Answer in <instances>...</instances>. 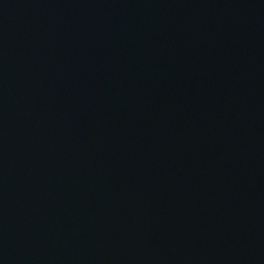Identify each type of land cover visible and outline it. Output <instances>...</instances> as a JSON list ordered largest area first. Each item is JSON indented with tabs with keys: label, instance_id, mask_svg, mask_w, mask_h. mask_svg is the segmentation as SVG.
I'll return each mask as SVG.
<instances>
[{
	"label": "water",
	"instance_id": "water-1",
	"mask_svg": "<svg viewBox=\"0 0 264 264\" xmlns=\"http://www.w3.org/2000/svg\"><path fill=\"white\" fill-rule=\"evenodd\" d=\"M0 264H264V0H0Z\"/></svg>",
	"mask_w": 264,
	"mask_h": 264
}]
</instances>
